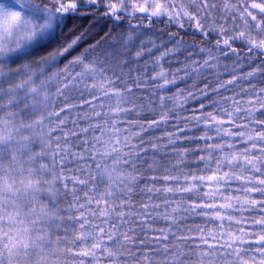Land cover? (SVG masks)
I'll list each match as a JSON object with an SVG mask.
<instances>
[{
    "label": "snow or ice",
    "instance_id": "1",
    "mask_svg": "<svg viewBox=\"0 0 264 264\" xmlns=\"http://www.w3.org/2000/svg\"><path fill=\"white\" fill-rule=\"evenodd\" d=\"M0 264H264V0H0Z\"/></svg>",
    "mask_w": 264,
    "mask_h": 264
},
{
    "label": "trees",
    "instance_id": "2",
    "mask_svg": "<svg viewBox=\"0 0 264 264\" xmlns=\"http://www.w3.org/2000/svg\"><path fill=\"white\" fill-rule=\"evenodd\" d=\"M77 4H78V10H79L81 5L83 4V0H77ZM120 23L123 24L124 28L117 29L115 24H113L110 20H108L107 17H104L102 15V11L94 10L92 12H80L79 15H75V16L70 15L67 21L68 26L65 29V32L71 35L73 32L91 30L92 36L99 38V36L102 35L108 29H115L116 31H123L127 28L129 24L147 25V21H139L135 19L133 20L124 19ZM168 27L169 26L166 25L165 23H161L160 21H157L148 30L151 32H155V33H161L163 31L165 35H167ZM184 39L185 41L189 43H192V42L201 43L198 37L194 39L191 35H185ZM237 51H241V50L238 48Z\"/></svg>",
    "mask_w": 264,
    "mask_h": 264
}]
</instances>
